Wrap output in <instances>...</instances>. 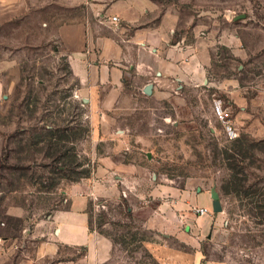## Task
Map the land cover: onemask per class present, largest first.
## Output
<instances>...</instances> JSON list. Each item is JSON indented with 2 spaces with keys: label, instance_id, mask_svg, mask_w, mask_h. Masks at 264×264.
<instances>
[{
  "label": "rangeland",
  "instance_id": "obj_1",
  "mask_svg": "<svg viewBox=\"0 0 264 264\" xmlns=\"http://www.w3.org/2000/svg\"><path fill=\"white\" fill-rule=\"evenodd\" d=\"M75 28L126 52L145 29L182 49V62H209L200 78L166 83L123 62L116 106L94 123L64 45ZM68 149L89 178L63 179ZM109 155L128 174L112 178L114 192L89 191ZM84 183L92 234L113 244L106 264H162L152 248L163 245L155 217L169 185L214 190L222 207L184 223L173 207L174 264H264V0H0V264H90L86 245L40 254L54 242L50 219Z\"/></svg>",
  "mask_w": 264,
  "mask_h": 264
},
{
  "label": "crops",
  "instance_id": "obj_2",
  "mask_svg": "<svg viewBox=\"0 0 264 264\" xmlns=\"http://www.w3.org/2000/svg\"><path fill=\"white\" fill-rule=\"evenodd\" d=\"M75 29L77 36L68 39L69 42H64V45L68 50L70 67L80 83L78 94L83 97V100L90 103L91 119L94 123L106 120L107 112L116 106L123 90V62L133 64L135 59L139 60L135 67L140 73L149 76L156 74L160 77L159 81L165 83L167 79H163V77L173 76L185 79L188 78L186 75L188 71H191L193 79L200 78L209 62L205 56H194L189 59L188 63L182 62L185 58L182 49L164 47L165 43L162 38L145 29L137 31L128 41V52L111 38L95 37L93 32L87 35L83 29ZM130 49L135 52L132 53ZM149 55L151 60L143 61ZM130 68L132 69L134 66H130ZM98 162L95 177L100 182L94 183L96 184L94 188L90 185L88 189L91 192L93 189L96 191L98 187L103 189L102 184H104V191L111 192L114 190L112 178L115 176L116 179L123 181L125 174H128L126 168L119 155H109L98 159ZM133 171L139 173L141 170L139 167H135ZM83 185H87V183L72 187L71 192L75 196L73 195L70 209L57 212L50 219L49 223L55 228L54 242L49 245V248H41V256L56 254L59 246L86 245L89 247L90 264H106L111 259L112 242L106 238L94 236L89 230V216L86 212L88 201L77 196L78 191L86 189ZM159 188H161L158 190L160 199L155 217V227L158 230L159 238H162L163 245L156 243L152 249L162 264H174L173 247L171 246L173 242V207L180 211L181 223L192 222L193 219H196L192 213L194 208H205L209 212L212 211V190L205 192L198 190L197 197H194L191 187H186L184 190L173 188V185L159 186ZM209 216L210 214L198 218L203 219ZM201 259L202 256L197 255L193 258V264H201Z\"/></svg>",
  "mask_w": 264,
  "mask_h": 264
},
{
  "label": "trees",
  "instance_id": "obj_3",
  "mask_svg": "<svg viewBox=\"0 0 264 264\" xmlns=\"http://www.w3.org/2000/svg\"><path fill=\"white\" fill-rule=\"evenodd\" d=\"M61 143H62V140L59 139L58 141L57 140L55 141L54 145H56L55 147L57 149L59 146L62 148L65 147V144H64V146H62ZM69 151L70 150L68 149L65 152H63V155L61 156V158L58 159L59 161L57 163L59 173H61L63 175V179L69 180L71 182H78L80 179L89 178L91 176V170L82 168L83 165L81 163L77 162L75 157L71 158V156H67ZM67 157H69V158H67ZM79 169H81V170H79ZM231 184L235 185L236 186L235 188H237L238 186H241V182L235 176L232 177ZM91 220L92 219H91V216L89 214V230L92 233L93 229H92V221Z\"/></svg>",
  "mask_w": 264,
  "mask_h": 264
},
{
  "label": "water",
  "instance_id": "obj_4",
  "mask_svg": "<svg viewBox=\"0 0 264 264\" xmlns=\"http://www.w3.org/2000/svg\"><path fill=\"white\" fill-rule=\"evenodd\" d=\"M152 90H153L152 85H148L145 88L144 92L147 95H151L152 94ZM211 196H212V200H213V213H215V214L221 213L222 212V207H221V203H220V200H219V194L216 191L212 190Z\"/></svg>",
  "mask_w": 264,
  "mask_h": 264
},
{
  "label": "built area",
  "instance_id": "obj_5",
  "mask_svg": "<svg viewBox=\"0 0 264 264\" xmlns=\"http://www.w3.org/2000/svg\"><path fill=\"white\" fill-rule=\"evenodd\" d=\"M111 21H112L113 23H117V22H118V18H117V17H113V18L111 19ZM193 211H194V213H195V215H196L197 217H202V216H205V215L210 214L209 210H207V209H205V208H194Z\"/></svg>",
  "mask_w": 264,
  "mask_h": 264
}]
</instances>
